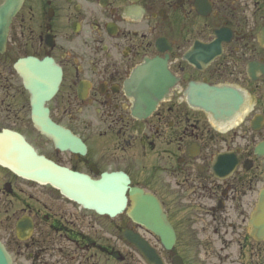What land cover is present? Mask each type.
<instances>
[{
    "label": "flooded vegetation",
    "instance_id": "obj_1",
    "mask_svg": "<svg viewBox=\"0 0 264 264\" xmlns=\"http://www.w3.org/2000/svg\"><path fill=\"white\" fill-rule=\"evenodd\" d=\"M195 1L25 0L0 55V115L16 123L26 113L21 103L27 94L14 63L29 56L53 59L63 77L49 104L52 118L82 137L89 152L78 158L42 154L83 172L90 164L102 172L124 171L145 189L158 185L168 216L179 217L176 230H193L198 218L207 220L209 264H264V242L248 228L264 175L261 161L244 133L237 150L241 161H252L243 163L249 170L243 167L235 179H215L210 171L215 134L206 115L185 100L190 81L217 84L224 71L238 70L241 88L264 120V74L255 81L247 76L249 63L264 65V0H209L207 18L197 17ZM200 21L214 27L204 41L213 40L215 29L230 28L233 34L221 59L205 71L179 58L198 39L192 30ZM202 31L196 29L200 36ZM163 38L173 46V73L188 80L174 86L153 117L143 120L134 115L127 84L146 58L165 56L156 46ZM258 136L264 138V128ZM194 149L199 152L191 158ZM31 214L49 221L40 208ZM178 242L183 248L185 242Z\"/></svg>",
    "mask_w": 264,
    "mask_h": 264
},
{
    "label": "water",
    "instance_id": "obj_2",
    "mask_svg": "<svg viewBox=\"0 0 264 264\" xmlns=\"http://www.w3.org/2000/svg\"><path fill=\"white\" fill-rule=\"evenodd\" d=\"M31 63L26 61V67L21 66V64L18 67L23 72L26 87L33 96V117L35 121L41 124L42 131L54 138H63L64 136L50 124L46 114L47 111L43 109L44 101L50 99L52 94L56 92L57 81L52 85L44 84L47 82L46 75L48 73H43L41 70L35 73V69H41L43 66L37 62H34L33 66H29ZM156 64L159 63L157 61L151 62L145 68L147 70L149 68L153 69L158 66ZM156 70H153L157 78L155 80L151 77L150 74L153 73L150 71L147 75L141 72L138 73L137 80L144 81V87L152 92L154 89L160 88L161 85L163 86L162 82L168 79L166 73L163 72L164 68ZM193 93L202 98V101L197 99L196 102L206 110L210 109L209 106L216 99H225L231 108H237L241 103V99L228 90L202 88L194 89ZM222 104L224 105V102ZM0 166L10 169L25 179L41 184H50L59 189L65 197L84 206V208L94 210L100 215H108L111 218L127 209L126 193L130 191V197L135 207L128 209L127 215L135 222L146 225L155 234L159 235L167 249H170L174 243V232L169 226L166 216L162 213L160 204L154 198L135 189H130L128 179H101L95 181L85 175L70 172L38 156L23 138L9 131L0 133ZM124 235L153 264H162L157 253L138 235L130 231L125 232ZM0 264H11L10 258L1 244Z\"/></svg>",
    "mask_w": 264,
    "mask_h": 264
},
{
    "label": "rangeland",
    "instance_id": "obj_3",
    "mask_svg": "<svg viewBox=\"0 0 264 264\" xmlns=\"http://www.w3.org/2000/svg\"><path fill=\"white\" fill-rule=\"evenodd\" d=\"M31 137L34 138L32 134ZM219 145L220 144H217V146ZM5 176L6 174L0 169V181H5ZM8 176L10 175L8 174ZM16 181L19 182L16 188L19 191L16 192V195L13 197L0 195V240L8 246L14 258V264H38L37 261H29L35 257L31 256L28 251H23L25 248L23 244L16 239L14 228L17 218L22 214L25 208H28L26 202L32 205L36 204L34 200L32 201L30 199L31 195L36 200H40V198L44 201L45 199L49 200L47 204L49 208L52 209L51 215L55 216L60 221L64 220L71 228L82 232L88 238L93 239L97 244L107 247V250L111 248L115 249L121 257L120 260L123 261L121 263L111 262L105 255L95 253L98 258L95 260L94 264H143L135 249L123 239L116 220L101 218L91 213L81 212L77 207L65 201H61L57 193L44 190L33 184L23 183V181ZM52 231L53 230L49 229L45 224H42L33 238L35 242L46 239L54 243V246L45 254V257L48 259L46 264H65L63 259L58 256L57 252L59 249L62 251L66 250L63 258L67 264H81L82 261L77 253L70 256L69 251L73 250L71 244L68 242L69 238L65 235L58 236L51 233ZM46 232H50L48 236H44ZM142 234L153 246L161 251L158 238L143 232ZM29 245L31 246L32 244ZM30 246L27 247L29 250H31ZM163 256L167 259L166 255Z\"/></svg>",
    "mask_w": 264,
    "mask_h": 264
},
{
    "label": "bare ground",
    "instance_id": "obj_4",
    "mask_svg": "<svg viewBox=\"0 0 264 264\" xmlns=\"http://www.w3.org/2000/svg\"><path fill=\"white\" fill-rule=\"evenodd\" d=\"M221 130H223V128L220 127ZM227 129V128H226Z\"/></svg>",
    "mask_w": 264,
    "mask_h": 264
}]
</instances>
